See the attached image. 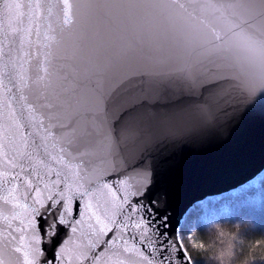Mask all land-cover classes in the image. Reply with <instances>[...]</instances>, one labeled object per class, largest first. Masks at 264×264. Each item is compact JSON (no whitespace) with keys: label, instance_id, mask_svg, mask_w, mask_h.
Returning <instances> with one entry per match:
<instances>
[{"label":"snow or ice","instance_id":"snow-or-ice-1","mask_svg":"<svg viewBox=\"0 0 264 264\" xmlns=\"http://www.w3.org/2000/svg\"><path fill=\"white\" fill-rule=\"evenodd\" d=\"M44 41L0 65V264H196L155 176L264 101V0H59Z\"/></svg>","mask_w":264,"mask_h":264},{"label":"water","instance_id":"water-1","mask_svg":"<svg viewBox=\"0 0 264 264\" xmlns=\"http://www.w3.org/2000/svg\"><path fill=\"white\" fill-rule=\"evenodd\" d=\"M15 2L22 7L10 12L4 7L5 0H0V50L4 54L0 56V65L6 62V58L28 59V54L39 51L45 43L44 35L49 25L55 28L57 24L59 0ZM37 3L40 4L39 9L35 8ZM13 28L18 31L12 33ZM29 28L31 34L27 31ZM32 64L35 68V59ZM0 79L5 85L8 84L6 76ZM71 150L73 153H87L92 151V145L79 143L71 147ZM81 159L89 169L93 165L101 164V157L97 155H85ZM4 168L5 165L0 160V171ZM262 170H264V101L258 100L250 110L240 116L232 128L231 135L199 148H186L173 153L157 171L152 192L160 196L162 204L166 201V206L161 210L169 216L168 231L171 232L172 229L180 228L187 210L194 204L232 191L252 180ZM17 183L22 184V181ZM20 191H24L23 187ZM3 195H6V188L0 180V196ZM8 209L9 206L0 201V210ZM85 228L87 229V225ZM171 255L173 264H184L183 252H173Z\"/></svg>","mask_w":264,"mask_h":264},{"label":"trees","instance_id":"trees-1","mask_svg":"<svg viewBox=\"0 0 264 264\" xmlns=\"http://www.w3.org/2000/svg\"><path fill=\"white\" fill-rule=\"evenodd\" d=\"M256 200L255 203L261 202ZM254 203V204H255ZM234 209V213L202 224L193 247L202 264H264V208ZM264 207V206H263Z\"/></svg>","mask_w":264,"mask_h":264},{"label":"rangeland","instance_id":"rangeland-1","mask_svg":"<svg viewBox=\"0 0 264 264\" xmlns=\"http://www.w3.org/2000/svg\"><path fill=\"white\" fill-rule=\"evenodd\" d=\"M264 176V170H262L256 177H254L252 180L247 182L246 184L250 183L251 181H256L255 187L249 189L248 193L246 195H237L239 192V189L246 185H242L232 191L226 192L224 194L214 196L211 198H207L205 200H202L198 202L197 204H202L204 207L197 213L193 214L190 218L186 215L180 225L179 229H184L187 233V230L192 227V223L196 225V230H193L191 232V239H189L188 235L185 234L182 239L185 247L187 248L189 255L192 257V259L196 262V264H202L201 259L197 258L195 252H194V245L193 243L195 240L199 239L200 236V227L202 224H206L209 222H213L218 220L221 217L229 216L235 211L234 209H238L242 207L243 209L249 208L250 206H257L261 205L262 202V208H264V196H262V188L260 183V177ZM249 198H251L249 200ZM262 199L261 202H256ZM255 203V204H254ZM190 219L192 223L185 224V220Z\"/></svg>","mask_w":264,"mask_h":264}]
</instances>
